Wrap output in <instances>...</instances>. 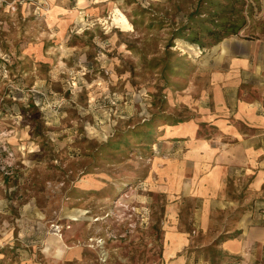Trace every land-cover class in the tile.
Returning <instances> with one entry per match:
<instances>
[{
  "label": "rangeland",
  "instance_id": "rangeland-1",
  "mask_svg": "<svg viewBox=\"0 0 264 264\" xmlns=\"http://www.w3.org/2000/svg\"><path fill=\"white\" fill-rule=\"evenodd\" d=\"M239 42L264 0H0V264H264L229 242L264 225L229 170L264 83L230 87Z\"/></svg>",
  "mask_w": 264,
  "mask_h": 264
},
{
  "label": "crops",
  "instance_id": "crops-1",
  "mask_svg": "<svg viewBox=\"0 0 264 264\" xmlns=\"http://www.w3.org/2000/svg\"><path fill=\"white\" fill-rule=\"evenodd\" d=\"M231 49L229 61L228 83L235 87V95L242 81L247 82L245 76L264 77V44L253 43L248 51H241V43L226 44ZM236 49V50H235ZM244 76V78L242 77ZM262 80H260L261 82ZM259 96L250 99H237L235 97L234 115L249 125V131L241 135L233 132L234 143L228 146V162L232 172L245 173L252 176L250 196L256 195L260 203L264 204V83L257 85ZM246 175V176H247ZM253 193V194H252ZM241 221L236 232L230 238L232 248L246 254L252 251L264 252V225L252 224L253 219L262 218V214L255 213L251 208L241 214ZM257 246V248H256ZM256 248V249H255ZM28 264V263H25Z\"/></svg>",
  "mask_w": 264,
  "mask_h": 264
},
{
  "label": "bare ground",
  "instance_id": "bare-ground-1",
  "mask_svg": "<svg viewBox=\"0 0 264 264\" xmlns=\"http://www.w3.org/2000/svg\"><path fill=\"white\" fill-rule=\"evenodd\" d=\"M117 13L116 15L114 14L115 17V21L122 26L124 29L128 30V29H132L133 25L131 24V22L129 21L127 15L120 9V8H116Z\"/></svg>",
  "mask_w": 264,
  "mask_h": 264
},
{
  "label": "trees",
  "instance_id": "trees-1",
  "mask_svg": "<svg viewBox=\"0 0 264 264\" xmlns=\"http://www.w3.org/2000/svg\"><path fill=\"white\" fill-rule=\"evenodd\" d=\"M244 25L243 24H240V25H233V27H230V30L231 31H227L225 32V34L219 38V40L223 39L224 37H226L227 35H230V34H237L239 33V31L242 29Z\"/></svg>",
  "mask_w": 264,
  "mask_h": 264
}]
</instances>
